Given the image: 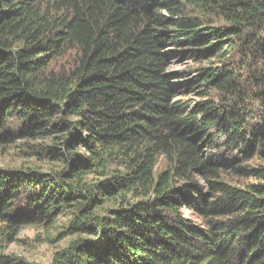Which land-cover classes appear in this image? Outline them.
Returning <instances> with one entry per match:
<instances>
[{
	"label": "trees",
	"instance_id": "obj_1",
	"mask_svg": "<svg viewBox=\"0 0 264 264\" xmlns=\"http://www.w3.org/2000/svg\"><path fill=\"white\" fill-rule=\"evenodd\" d=\"M170 48L195 61L229 50L179 83ZM217 136L264 158V0H0V141L48 142L63 165L0 170V223L17 233L73 210L79 238L50 264H264V183L214 180L229 162L264 171L217 162Z\"/></svg>",
	"mask_w": 264,
	"mask_h": 264
},
{
	"label": "rangeland",
	"instance_id": "obj_2",
	"mask_svg": "<svg viewBox=\"0 0 264 264\" xmlns=\"http://www.w3.org/2000/svg\"><path fill=\"white\" fill-rule=\"evenodd\" d=\"M229 48H223L218 52L216 58L208 61H195L191 57L180 51V49L170 48V59L168 63V72L179 74L181 77L174 82L182 83L193 78L195 71L201 67H216L220 62L218 57H222ZM229 57V54L226 56ZM226 58L220 59L225 61ZM74 60L73 56L68 53L62 58L55 59L51 68L69 67ZM198 91V90H197ZM193 92L187 97H178L176 100L188 102L193 104L198 102L199 98ZM214 144L217 148L209 149L211 155H217L218 161L220 158L232 159L237 158L240 164L248 170H262L264 171V158L254 156L247 160L243 158L240 153L235 150H230L223 145V137L217 136ZM48 145L45 141H27L16 140L12 143H3L0 141V170L3 171H35L38 173L52 174L60 171L62 162L51 163L43 156L42 147ZM229 166H218V175L214 180L223 182L228 186L237 189H244L247 185L264 183L263 178L257 176H242L235 175L231 172L230 162ZM166 167L165 160L161 157L158 160L155 169V176L159 171ZM113 170L122 171L117 167H112ZM98 177L90 174L84 177L86 183L97 181ZM181 183H178L180 185ZM200 185L207 191V184L204 181ZM114 202L105 203L102 207L93 209V213L100 215L104 214L106 209L114 208ZM182 214L185 217H190L194 222L199 223L198 220L189 214L186 209H182ZM73 221V210L61 209L55 215L54 219L47 224H39L33 226L22 227L17 233H12L5 225L0 223V256L12 260H22L28 263L35 264H50L55 253L61 252L67 248L71 242L79 238L76 234H69L68 227Z\"/></svg>",
	"mask_w": 264,
	"mask_h": 264
}]
</instances>
